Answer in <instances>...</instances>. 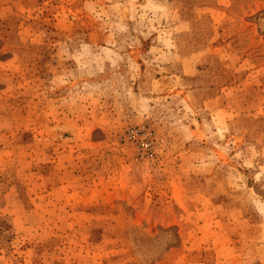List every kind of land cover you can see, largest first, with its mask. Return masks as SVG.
Returning a JSON list of instances; mask_svg holds the SVG:
<instances>
[{"label": "rangeland", "instance_id": "obj_1", "mask_svg": "<svg viewBox=\"0 0 264 264\" xmlns=\"http://www.w3.org/2000/svg\"><path fill=\"white\" fill-rule=\"evenodd\" d=\"M0 264H264V0H0Z\"/></svg>", "mask_w": 264, "mask_h": 264}]
</instances>
